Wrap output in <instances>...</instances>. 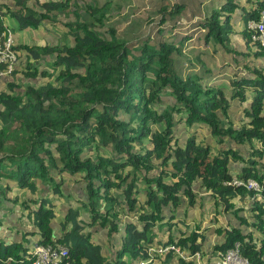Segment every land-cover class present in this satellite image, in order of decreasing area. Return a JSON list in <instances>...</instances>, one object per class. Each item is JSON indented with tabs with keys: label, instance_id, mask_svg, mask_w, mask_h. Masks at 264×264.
Listing matches in <instances>:
<instances>
[{
	"label": "trees",
	"instance_id": "16d2710c",
	"mask_svg": "<svg viewBox=\"0 0 264 264\" xmlns=\"http://www.w3.org/2000/svg\"><path fill=\"white\" fill-rule=\"evenodd\" d=\"M28 1L0 3L20 31L74 4H84L87 18L73 12L57 43L15 42L13 69L0 75V206L30 228L0 234V264H32L36 245L57 244L70 264H194L196 253L208 264L235 243L249 264H264V149L255 145L264 148V67L254 64L264 48L248 27L264 20V0ZM239 65L247 73L233 70ZM216 73L230 92L213 83ZM18 75L28 83L18 84ZM235 99L239 124L229 112ZM65 177L86 199L66 190ZM248 180L262 188L248 189ZM198 191L240 225L218 226L211 248L202 222L175 216L183 202L195 206ZM127 212L135 218L123 221ZM96 224L109 239L119 236L114 256L94 240Z\"/></svg>",
	"mask_w": 264,
	"mask_h": 264
},
{
	"label": "rangeland",
	"instance_id": "374dc122",
	"mask_svg": "<svg viewBox=\"0 0 264 264\" xmlns=\"http://www.w3.org/2000/svg\"><path fill=\"white\" fill-rule=\"evenodd\" d=\"M6 1H12V0H6ZM43 1V0H41ZM84 1V0H83ZM0 9L1 12L4 10L3 5H0ZM37 9H40L39 7H37ZM71 11L70 12H66L65 14L63 12L56 14L55 16H51L50 18H54V20H49V22L44 21V23L41 24L40 27L35 28V27H30L28 28V30H23L20 31L17 28V24L11 19L8 18L7 16H4V22L6 24L9 25L11 31L17 35V37H15V42H18V44L22 43H39V44H44V43H57L60 41V39L63 36V33L66 31V29L68 27L63 26L61 23H65V22H72L73 20H75V15L73 12H78L80 13V15L82 17L85 16V19L87 18V14L85 13V7L84 4L81 5H77L74 4L73 6L70 7ZM237 20V17L236 19ZM122 28V26H118V29L120 30ZM235 28L237 30H240V25H236ZM19 34V35H18ZM65 42L67 44L71 43V39L67 38L65 40ZM233 45L234 46H238L240 49L243 48V40L238 37V36H233ZM52 60V57L48 58V62H50ZM41 66H44V68L49 69V66L47 64V66H45V62L41 61ZM255 65L258 66H263L264 67V59H257L254 61ZM233 70H243L242 66H235L233 68ZM242 72V71H240ZM243 73H247V71L243 70ZM19 76V75H18ZM46 79L45 78H40V81H37L36 84L44 82ZM214 84H217L218 86L222 87L224 91L226 92H230V85L227 83V81L223 80V78L221 77V75L219 73H216L212 79ZM16 82H18V84L20 85H24L26 83H28V81L26 79H23L21 76H19L16 79ZM5 83V82H4ZM4 83H0V91L5 89V84ZM161 94L163 96L167 95L164 92H161ZM170 101L169 99H167L166 97H164V102L162 104H166L165 102ZM242 109V104L238 101V100H233V102L231 103L229 112L231 117L233 118V121L236 124H239L241 122V118L243 117V111ZM197 129L199 130V132L203 135L204 140L207 141L208 143H210L213 148L215 149L216 147H218V144H216L217 140L210 136L209 133H207L206 128L196 125ZM182 128V124H180L178 126V136H182L184 139L186 138L187 134L183 133ZM200 137V136H199ZM201 138V137H200ZM231 143V142H230ZM255 145L259 148L264 149L259 143H255ZM233 146L237 149H241L243 151H245L247 148L245 147H241V146H236L233 144ZM104 151L106 152V154L109 151V147L105 148ZM239 165L237 164H231V169L233 171L235 170H239ZM137 176V175H136ZM66 178V190L67 191H71L75 194V196H77L78 198H84L86 199V197H84L83 193L80 191V184H75L72 186V181L68 178ZM200 192V193H199ZM13 194H18L19 191L18 189H14ZM198 196L196 197V203L194 207H189L188 205H186V202H183V205L181 207H178L177 209H175V216L179 217V218H184V220L186 222L183 223H190L191 221H193V226L195 224V222H202L201 225V229L204 231H206L207 235V242L210 245V248L213 246V244H215L217 241H219L221 239V236L219 234L216 233V228L218 226L222 227V228H230L232 225H235L236 223H238L237 225H239L238 220L233 217L229 212H225L223 211V209H220L221 211L219 213L215 212L214 209V203H213V198L211 197V195L209 193L206 192H201L198 191ZM21 204H18L17 207L15 208L18 212L20 211V206ZM9 207V206H8ZM0 234L2 236H4L5 234H9V230L8 227L11 225H18L22 230H28L30 228L27 227L28 223L26 221H21L18 218V215L15 211V209H13V211L15 212H10L8 209L5 210L3 205L0 206ZM85 210H83L84 212ZM241 216H244L245 218L250 217V213L247 212V207L245 206L243 210H241L240 212ZM166 215H169V213L166 210ZM83 218L88 221V212L86 211L83 214ZM126 218H135L133 213L127 212V214L125 215H121V219L124 221L126 220ZM123 223H121L122 225ZM94 227H96V231H94L91 228V232L94 233V238L99 240L103 245V247H105V249L107 250L106 252H104V255H106L107 257H112L114 256V251L118 248V244H119V236L116 235L115 238H111L109 239L107 237L106 234V230H102L98 227V224L94 225ZM181 227L183 228V225H181ZM242 228H245L244 225L241 226ZM154 232L159 233V231L157 230V228L154 229Z\"/></svg>",
	"mask_w": 264,
	"mask_h": 264
},
{
	"label": "built area",
	"instance_id": "2783aa9c",
	"mask_svg": "<svg viewBox=\"0 0 264 264\" xmlns=\"http://www.w3.org/2000/svg\"><path fill=\"white\" fill-rule=\"evenodd\" d=\"M0 19H3V16L0 12ZM264 19V11H263ZM3 29H0V63L8 62L7 68L5 71L0 72L1 74L9 73L17 60L16 54L12 50V46L15 45L16 35L11 31L8 24L4 21L1 24ZM248 27L253 31L252 38L257 40L262 47H264V20L259 22L250 20L248 22ZM232 185H241L242 182L236 178H233L232 182H229ZM245 186L248 189L260 190L262 186L255 182L254 180H248ZM264 207V202H263ZM170 249H175L176 253L181 254V251L173 246L169 247ZM168 248L164 249V252ZM68 256V249L60 244L50 246V245H36L33 252V261L32 264H70L66 259ZM194 264H206L205 261L198 253L194 255ZM151 258L146 261L141 262L140 264H148L151 262ZM208 264H249L248 260L242 256L240 253V247L238 243H235L233 247L228 248L222 255L212 258L211 261H208Z\"/></svg>",
	"mask_w": 264,
	"mask_h": 264
},
{
	"label": "crops",
	"instance_id": "0c3cea01",
	"mask_svg": "<svg viewBox=\"0 0 264 264\" xmlns=\"http://www.w3.org/2000/svg\"><path fill=\"white\" fill-rule=\"evenodd\" d=\"M36 1L37 0H29L28 1V5L29 6H31V7H33V6H35V4H36ZM39 1H41V0H39ZM0 2H2V3H8L9 5H11L12 7L13 6H15V4H14V2H13V0L12 1H6V0H0ZM3 7H5L4 5H3ZM37 5H36V9H37ZM236 25H238V21L236 22ZM26 30H28V29H26ZM23 31V30H22ZM24 32V31H23ZM19 35V34H18ZM16 37H17V35H16ZM92 229L94 230V231H96V227H92ZM93 233V232H92ZM93 237H94V233H93ZM37 239V237H36V235L33 237V239H32V241H31V247L32 246H34V242H35V240ZM94 240L95 241H97V242H100L99 240H97V239H95L94 238ZM101 243V242H100ZM102 244V243H101ZM103 245V244H102ZM107 250L105 249V247H103V253L104 252H106Z\"/></svg>",
	"mask_w": 264,
	"mask_h": 264
},
{
	"label": "clouds",
	"instance_id": "9594fccd",
	"mask_svg": "<svg viewBox=\"0 0 264 264\" xmlns=\"http://www.w3.org/2000/svg\"><path fill=\"white\" fill-rule=\"evenodd\" d=\"M0 3H2V2H0ZM0 12H1V10H0ZM1 14H2V12H1ZM2 16H3V14H2ZM3 18H4V16H3ZM264 48V47H263ZM34 252V251H33ZM32 257H33V255H32Z\"/></svg>",
	"mask_w": 264,
	"mask_h": 264
}]
</instances>
